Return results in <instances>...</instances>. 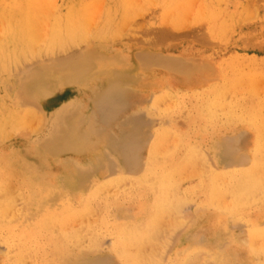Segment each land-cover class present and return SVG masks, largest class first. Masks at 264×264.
Returning a JSON list of instances; mask_svg holds the SVG:
<instances>
[{"label":"rangeland","instance_id":"rangeland-1","mask_svg":"<svg viewBox=\"0 0 264 264\" xmlns=\"http://www.w3.org/2000/svg\"><path fill=\"white\" fill-rule=\"evenodd\" d=\"M90 52L80 86L59 74L32 95L31 73ZM112 68L124 76L109 86ZM187 69L202 82L177 84ZM68 104L95 145L55 157L40 142ZM42 161L54 180L35 171ZM262 167L264 0H0V264H264Z\"/></svg>","mask_w":264,"mask_h":264},{"label":"bare ground","instance_id":"bare-ground-1","mask_svg":"<svg viewBox=\"0 0 264 264\" xmlns=\"http://www.w3.org/2000/svg\"><path fill=\"white\" fill-rule=\"evenodd\" d=\"M133 1H135V0H133ZM102 8V7H101ZM104 10V9H103ZM152 12V11H151ZM105 15V14H104ZM147 15V14H146ZM144 19V18H143ZM145 20V19H144ZM167 22V21H166ZM169 24V23H168ZM164 25V24H163ZM201 26V25H200ZM162 29H163V27H161ZM168 30H169V28H167ZM167 29H164V30H166L167 31ZM193 29V28H192ZM159 30V29H158ZM70 31V30H69ZM151 31V30H150ZM160 31V30H159ZM169 32V31H168ZM172 32H173V30H172ZM187 32V31H186ZM92 33V32H91ZM180 33V32H179ZM178 33V34H179ZM182 34V33H181ZM160 35V34H159ZM165 34H163L162 36H164ZM167 36V35H166ZM171 36V35H170ZM169 37V36H168ZM32 38V37H31ZM164 38V37H163ZM172 38V37H171ZM89 39V38H88ZM173 39V38H172ZM37 41V40H36ZM103 41V40H102ZM112 41V40H111ZM108 42V41H107ZM18 43V42H17ZM87 43V42H86ZM37 44V43H36ZM116 44V43H115ZM214 44V43H213ZM92 46V45H91ZM86 47V46H85ZM54 48H56V47H54ZM48 49V51L47 52H49V48H47ZM78 53V52H77ZM15 55H16V52H15ZM14 55V56H15ZM70 55V54H69ZM71 55H73V54H71ZM74 55H76V54H74ZM94 56H95V53H92V52H90V53H86L84 56H80V55H76V57H68L69 59H67V57H66V59H64V60H62V61H59V59H57V60H55V61H59V62H57V63H53V64H50L49 65V67H51L52 66V68H53V70H54V73H51V74H44V75H38V74H36V73H31L32 75V77H34V78H36L37 77V80L38 81H36V82H34L33 84H32V86H33V89H34V93L32 94V95H40V94H47L45 91H46V88L45 87H42V86H44V84L46 83L45 81H47V83H51V80L50 79H52V77L54 76V75H59V74H61V80H62V84L64 83H68V84H77V85H81L80 83L83 81V80H85L88 76H89V74L90 73H92V71H94V67L93 66H91V65H88L87 64V60H89V61H92V59L94 58ZM139 56V55H138ZM24 57V56H23ZM140 58L142 57V55L141 56H139ZM64 58V56L62 57V59ZM82 58V59H81ZM92 58V59H91ZM149 58V57H148ZM116 59V58H115ZM114 59V60H115ZM142 59V58H141ZM158 59V58H157ZM145 61H142L141 63L143 64L142 66L141 65H139V68L140 69H143V68H146V67H150V63H147V62H152L150 59H144ZM115 61H117V60H115ZM147 61V62H146ZM161 61V60H160ZM179 61H181V60H179ZM178 61V62H179ZM51 62V61H50ZM54 62V61H53ZM158 62V61H157ZM171 62V61H170ZM169 62V63H170ZM34 63V62H33ZM187 63V62H186ZM47 64V63H46ZM165 64V63H164ZM166 64H168V62L166 63ZM172 63H170V65H171ZM174 64V63H173ZM183 64V63H182ZM20 65V64H19ZM26 65H28V64H26ZM30 65V64H29ZM188 65V64H187ZM187 65L185 64V65H182L181 67H184V70H185V67L187 68ZM25 66V65H24ZM45 66H47V65H45ZM168 66V65H167ZM177 66H178V64H177ZM189 66H191V64L189 65ZM193 66V65H192ZM21 67V66H20ZM48 67V66H47ZM46 67V68H47ZM180 67V68H181ZM113 69H115V68H112L111 70L112 71H110V73H109V76H108V78H110L111 80H110V82H107L106 84L107 85H114V83L115 84H118V83H120V82H122V79L121 78H119L120 76L122 77V76H124L122 73H119V72H117V71H114ZM183 69V68H182ZM39 71H40V69H38ZM37 70V71H38ZM197 70V69H196ZM15 71V70H14ZM19 71V70H18ZM183 71V70H182ZM34 72V71H33ZM36 72V71H35ZM186 73L184 74V75H186L187 76V74H188V76L189 77H185V76H183L184 77V79H177V80H179V81H176V83L177 84H180V83H182V81H184V82H186V83H184V84H191V83H195V84H198V83H201L202 82V76H201V74H200V72L197 70V71H195L194 73L192 72V70L190 71V70H186L185 71ZM19 73V72H18ZM38 73V72H37ZM23 75V74H22ZM25 75H27L28 76V74H25ZM25 75H24V77H25ZM16 76V75H15ZM14 76V77H15ZM127 76V75H126ZM29 77V78H28ZM28 77H26V78H28V80L29 79H31L30 78V76H28ZM20 78V77H19ZM25 78V79H26ZM59 78H60V76H59ZM59 78L58 77H54V82L55 81H57V80H59ZM91 79V78H90ZM193 79V80H192ZM195 79V80H194ZM24 79H22V81H23ZM22 81H19L20 82V84H21V82ZM109 81V80H108ZM24 82V84H25V80L23 81ZM77 82V83H76ZM24 84H21V86L22 85H24ZM98 84V83H97ZM183 84V83H182ZM10 86V85H9ZM47 86H49V85H47ZM56 87V85L55 86H52V89H54ZM94 87H95V85H94ZM98 87V86H97ZM49 88V87H48ZM96 88V87H95ZM22 89V93L21 92H19V93H21V94H23L25 91L23 90V88H21ZM20 89V90H21ZM35 89H38V91H35ZM99 89H101V91L99 90ZM107 88H106V86H104L103 87V85H101V87H99L98 88V90L100 91V94H99V92H97L96 93V90H95V93L94 94H97V95H93V93H92V95L93 96H89V97H86V98H82V97H80V99L77 101V102H81V104H86V103H88L89 101L91 102V103H93L95 100H97L100 96H101V93L104 91V90H106ZM90 90H92V89H90ZM97 90V91H98ZM93 91H94V89H93ZM108 91V90H107ZM50 92V90L48 89V93ZM240 92V91H239ZM27 93V92H26ZM26 93H24L23 95L25 96V94ZM18 94V93H17ZM99 94V95H98ZM28 94H26V96H27ZM32 95H30V96H32ZM109 95H110V93H109ZM108 95V96H109ZM228 95V94H227ZM18 96V98H19V95H17ZM21 97V96H20ZM27 97H29V96H27ZM172 97V96H171ZM177 96L175 95V98H176ZM17 97H15V99H16ZM23 98V97H22ZM37 98V97H36ZM36 98H35V100H36ZM92 98V99H91ZM220 98H221V96H220ZM220 98H217L216 100H218V99H220ZM223 98V97H222ZM21 99V98H20ZM19 99V100H20ZM26 99V98H25ZM32 99H33V97H32ZM31 99V100H32ZM178 99V98H177ZM177 99H174V100H177ZM23 100V99H22ZM27 100V99H26ZM35 100H33V101H35ZM15 101H17V100H15ZM24 101V100H23ZM28 101V100H27ZM26 101V102H27ZM173 101V100H172ZM215 101V100H214ZM220 101V100H219ZM18 103H19V101H17ZM30 102V101H29ZM165 103H166V101H164ZM17 103V104H18ZM74 103V102H73ZM158 103V102H157ZM16 104V105H17ZM167 105H168V103H166ZM226 104V103H225ZM69 105V106H68ZM67 106L68 107H64V108H62L61 110H60V113L58 112L57 113V118L55 119V121H57V124H54V131L52 132V135L51 136H47L46 138H47V140H42L43 141V143L42 142H40L41 143V145L43 146V148L45 149V150H47L49 153H50V155H52V156H57V155H60L61 153H63V152H65V151H72V152H74V151H79L80 149H82L83 148V146L85 147V149L86 150H88V149H91V147L89 148V146L90 145H95V142H94V140H90L89 139V137H88V135H86L84 132H83V129L82 128H79V125L78 124H76V123H72L71 121H70V116H69V114L71 115V114H73V115H75L76 113H77V111H76V113L74 114V111H75V108L73 107V104H72V106H70V104H68ZM167 105H165V107L167 106ZM174 105V104H173ZM172 106V105H171ZM212 106H215V105H213L212 104ZM81 107H83L82 105H81ZM158 107V106H157ZM160 107H164V106H161L160 105ZM226 107V106H225ZM167 108L168 109H170L168 106H167ZM172 108H174V107H172ZM171 108V109H172ZM230 108V107H229ZM8 109V108H7ZM166 109V108H165ZM164 109V110H165ZM228 109V108H227ZM76 110H77V107H76ZM158 110V109H157ZM226 110V109H225ZM11 111H13L12 109H11ZM30 111V110H29ZM224 111V110H223ZM71 112H73V113H71ZM112 112V111H111ZM226 112V111H225ZM79 113V112H78ZM226 115H227V112H226ZM240 115V114H239ZM217 116V115H216ZM229 116V115H228ZM227 116V117H228ZM241 116V115H240ZM250 116V115H249ZM208 118V117H207ZM223 118V117H222ZM236 117H234V119H235ZM43 119H44V117H43ZM83 119V118H82ZM214 119V118H213ZM241 119V118H240ZM245 120V119H244ZM248 120V119H247ZM49 121V120H48ZM163 121V120H162ZM250 121V120H249ZM241 122H242V120H241ZM247 122V121H246ZM260 122V121H259ZM35 123V122H34ZM48 123V122H47ZM55 123V122H54ZM233 123V122H232ZM243 123V122H242ZM249 123V122H248ZM256 124V126H257V123H255ZM225 125V124H224ZM229 126V125H228ZM81 127V126H80ZM22 128V127H21ZM21 128H19V129H21ZM17 129V128H16ZM15 129V130H16ZM53 130V129H52ZM162 131V130H161ZM18 132V131H17ZM17 132H15V133H17ZM20 132V131H19ZM18 132V133H19ZM22 132V131H21ZM166 132V131H165ZM27 132H26V130H25V134H26ZM29 134H31L30 132H28ZM245 133V132H244ZM21 135H22V133H20ZM19 134V135H20ZM172 135H173V133H171ZM12 135V134H11ZM24 135V134H23ZM18 136V134H17V136L18 137H24V136ZM26 136H27V134H26ZM162 136V135H161ZM12 137H14L13 135H12ZM29 137H31V136H29ZM235 137V136H234ZM25 138V137H24ZM162 138V137H161ZM173 138V137H172ZM186 138V137H185ZM191 138V137H190ZM10 140V139H9ZM187 140V139H186ZM178 141H179V138H178V140H177V143H175V148L180 144V142H179V144H178ZM166 142V141H165ZM260 143H261V141H259ZM38 143V142H37ZM167 143V142H166ZM220 143V142H219ZM218 143V144H219ZM238 143V142H237ZM34 144H35V142H34ZM39 144V143H38ZM218 144H216V145H218ZM164 146V145H163ZM191 146V145H190ZM219 146V145H218ZM199 147V146H198ZM262 147V145L260 146V148ZM96 149H98V147H95ZM132 148V147H131ZM163 148V147H162ZM170 148V147H169ZM169 148H166V149H169ZM172 148V147H171ZM170 148V149H171ZM178 148V147H177ZM189 148V147H188ZM195 148V147H194ZM212 148V147H211ZM130 149V148H129ZM166 149H164V153H165V150ZM179 149V148H178ZM192 150V149H191ZM169 151V150H168ZM167 151V152H168ZM261 151V150H260ZM190 152V151H189ZM164 153H163V156H165L164 155ZM180 153V152H179ZM178 153V154H179ZM167 154H169V153H167ZM183 154V153H182ZM190 154V153H189ZM194 154V153H193ZM159 156V155H158ZM194 156V155H193ZM244 156H246V155H243V157ZM97 157V156H96ZM256 157V156H255ZM155 158H156V156H155ZM163 158V157H162ZM162 158H161V160H162ZM191 158H192V156H191ZM191 158H190V160H191ZM211 158V157H210ZM241 158V157H240ZM245 158V157H244ZM244 158H242V159H244ZM246 158H248V156L246 157ZM101 160V158H99L98 157V160ZM138 159V158H137ZM187 159V158H186ZM241 159V160H242ZM258 159V158H257ZM97 160V159H96ZM154 161H155V159H154ZM243 162H244V160H242ZM32 162V161H31ZM98 162V161H97ZM100 162V161H99ZM99 162H98V164H99ZM193 162V161H192ZM245 162H247V160H245ZM33 163V162H32ZM128 163V162H127ZM154 163V162H153ZM165 163V162H164ZM187 163H188V161H187ZM93 164V163H92ZM240 164H242V163H240ZM128 165V164H127ZM183 165V164H182ZM236 165V164H235ZM238 165V164H237ZM192 167H193V165H191ZM257 166V165H256ZM88 167H90V166H88ZM102 167V166H101ZM133 167V166H132ZM184 167H185V165H184ZM191 167V168H192ZM259 167H260V165H259ZM258 167V168H259ZM34 168H35V171L36 172H38V173H40L41 175H43V177L45 176L46 178H48V180H54V178H52L51 176H49V174H51V172H53V169H52V166H51V164H49V163H46L45 161H42L41 163L40 162H37L36 163V167L34 166ZM103 168V167H102ZM110 168V167H109ZM180 168V167H179ZM258 168H256V169H258ZM262 168H264V167H262ZM19 169V168H18ZM115 169V168H114ZM182 169V168H181ZM254 169V168H253ZM253 169H252V171H253ZM156 170V169H155ZM159 170V169H158ZM184 170V169H183ZM255 170V169H254ZM259 170V169H258ZM257 170V171H258ZM195 171V170H194ZM238 171V170H237ZM242 171V170H241ZM240 171V172H241ZM245 171H247V170H245ZM130 172V171H129ZM183 172V171H182ZM198 172V171H197ZM196 172V173H197ZM115 173V172H114ZM139 173V172H138ZM153 173V172H152ZM179 173V172H178ZM186 175H184V174H182V175H184V176H186L187 178H188V176H189V178L191 177L190 176V174L192 175V169H191V172H189L188 173V175H187V173L186 172H184ZM195 173V172H194ZM194 173H193V175H192V177L194 176ZM199 173V172H198ZM214 173V172H213ZM264 173V172H263ZM154 175H155V173H153ZM210 174V173H209ZM218 174V173H217ZM247 174V173H246ZM251 174V173H250ZM175 175V174H174ZM180 175H181V171H180ZM181 175V176H182ZM201 175V174H200ZM199 175V176H200ZM212 175V174H211ZM210 175V176H211ZM256 175H261V174H258V172H257V174ZM183 176V178L182 179H185V177ZM210 176H208V177H210ZM243 176V175H242ZM251 176H254V174L253 175H251ZM151 177V176H150ZM149 177V178H150ZM197 177V176H196ZM244 177H245V174H244ZM248 177V176H247ZM263 177H264V175H263ZM141 178H142V176H141ZM148 178V179H149ZM154 178V177H153ZM181 178V177H180ZM220 178V177H219ZM249 178H250V176H249ZM249 178H248V180L247 181H249ZM256 178V177H255ZM144 179H146V177L145 178H142V180L144 181ZM251 179V178H250ZM259 179V178H258ZM126 180H128V179H126ZM153 180V179H152ZM245 180H246V177H245ZM256 180V179H255ZM261 180H264V178L262 179L261 178ZM147 182H148V180H146ZM163 182H164V180H162ZM244 181V180H243ZM254 181V180H253ZM63 182V181H62ZM245 182V181H244ZM250 182V181H249ZM256 181H254V183H255ZM258 182V181H257ZM64 183V182H63ZM62 183V184H63ZM117 183V182H116ZM136 183V182H135ZM148 183H150V180H149V182ZM158 183V182H157ZM156 183V184H157ZM252 183V182H251ZM259 183V182H258ZM263 183L264 182H262V185H263ZM180 184V183H179ZM260 184H261V181H260ZM260 184H256V185H258V187H259V185ZM95 185H97V184H95ZM106 185V184H105ZM163 185V184H162ZM247 185V184H246ZM107 186V185H106ZM129 186V185H128ZM12 188H14L15 189V187L12 185L11 186ZM10 187V189H12ZM262 186H260L259 188H257L256 190H255V193L254 194H256V191L259 189V190H261V192H262V189H260ZM10 189H8V190H10ZM158 189V188H157ZM180 189V188H179ZM249 189V188H248ZM258 190V191H259ZM10 191H12V190H10ZM10 191L8 192L9 194H11L10 193ZM249 191V190H248ZM254 191V190H253ZM115 192V191H114ZM157 192H158V190H157ZM156 192V193H157ZM240 192H241V190H240ZM1 194V193H0ZM73 194V193H72ZM170 194H172V193H170ZM249 194H250V192H249ZM248 194V195H249ZM254 194H252V195H250L249 197L250 198H252L253 196H254ZM258 194V193H257ZM257 194H256V198H257ZM261 194V193H260ZM263 194H264V192H263ZM2 196V195H1ZM252 196V197H251ZM14 197V196H13ZM12 197V198H13ZM238 197H241V196H238ZM242 197H245V196H242ZM7 197L5 196V199H6ZM154 198V197H153ZM171 199V198H170ZM236 199V198H235ZM240 199V198H239ZM0 200H1V198H0ZM8 200V199H7ZM73 200V199H72ZM106 200V199H105ZM164 200V199H163ZM236 200H238V199H236ZM3 201V200H2ZM10 201V200H9ZM74 201V200H73ZM174 201V200H173ZM179 201V200H178ZM250 201V200H249ZM4 202H6L5 200H4ZM20 202V201H19ZM88 202V201H87ZM169 202V201H168ZM170 202L172 203V201L170 200ZM235 202V201H234ZM247 202V201H246ZM10 203V206H11V201L10 202H8V204ZM167 203V202H166ZM170 203V204H171ZM232 203V202H231ZM236 203V202H235ZM240 203V202H239ZM238 203V204H239ZM15 204H16V202H15ZM77 204V203H76ZM165 204V203H164ZM169 204V203H168ZM178 204V203H177ZM4 205V204H3ZM230 205V204H229ZM1 206V205H0ZM93 206V205H92ZM238 206V205H237ZM236 206V207H237ZM6 207H7V205H6ZM5 207V208H6ZM25 207V206H24ZM23 207V208H24ZM91 207V205L89 206V208ZM170 207V206H169ZM169 207H168V209H169ZM174 207V206H173ZM239 207V206H238ZM4 208V209H5ZM7 208H9V206L7 207ZM94 208V207H93ZM231 206L229 207V208H227V209H230L231 210ZM82 209V208H81ZM161 209V208H160ZM238 209V208H237ZM237 209H236V211H237ZM25 210V209H24ZM24 210H22V211H24ZM71 210V209H70ZM80 210V209H79ZM95 210V209H94ZM93 210V211H94ZM170 210V209H169ZM234 210V208L232 209V211ZM239 210V209H238ZM6 211V210H5ZM4 211V214L6 213ZM15 211V210H14ZM20 211V210H19ZM89 211V210H88ZM91 211V210H90ZM172 211V210H171ZM171 211H170V213H171ZM225 211H226V209H225ZM163 212V211H162ZM224 212V211H223ZM71 213V212H70ZM161 213V212H160ZM7 214V213H6ZM5 214V215H6ZM14 214H16V213H14ZM18 214V213H17ZM22 215H23V212L21 213ZM21 214H19V215H21ZM68 214V213H67ZM89 213H87V215H88ZM8 215V214H7ZM19 215H17L16 217H19ZM87 215H84V217H86ZM98 215H99V213H98ZM97 215V216H98ZM158 214H156L155 216H157ZM163 215V214H162ZM161 215V216H162ZM242 215V214H241ZM15 216V215H14ZM131 216V215H130ZM160 216V215H159ZM9 216H7V218H8ZM21 217V216H20ZM121 217V216H120ZM59 218V217H58ZM122 218V217H121ZM163 218V217H162ZM192 218V217H191ZM87 219V218H86ZM100 219V218H99ZM156 219V218H155ZM170 219V218H169ZM17 220V219H16ZM15 220V221H16ZM77 220V219H76ZM80 220H81V218H80ZM80 220H77V222H74L75 224L77 223L78 224V222H79V224H81L80 223ZM85 220V219H84ZM127 220V219H126ZM157 220H159V218L157 219ZM166 220V219H165ZM13 221V220H12ZM160 221V220H159ZM174 221H175V219H174ZM224 221V220H223ZM84 222V221H83ZM177 222V221H176ZM224 223V222H223ZM74 224V225H75ZM78 224V225H79ZM157 224V223H156ZM156 224H155V226H156ZM177 224V223H176ZM175 224V225H176ZM186 224V223H185ZM264 224V223H263ZM255 225V224H254ZM58 226V225H57ZM132 226V225H131ZM172 226V225H171ZM170 226V228H172ZM65 227V226H64ZM64 227L62 228L64 231L66 230V231H68L66 228L64 229ZM76 227H78V226H76ZM122 227H125V226H122ZM130 227V226H129ZM177 227V226H176ZM67 228L69 229V227L67 226ZM79 228V227H78ZM209 228H210V226H209ZM141 229V228H140ZM167 229H169V227L167 228ZM70 230V229H69ZM77 231H78V229H77ZM131 231V228L130 229H123V230H118V233L116 234V237L119 239V240H121V239H123V238H127V236H128V233ZM165 231V230H164ZM168 230H166V232H167ZM257 231V230H256ZM256 231L254 232V234L256 233ZM78 232H80V233H82V234H80L81 235V237H82V235H83V231H78ZM156 232H157V230H156ZM160 232V231H159ZM258 232V231H257ZM70 234V233H69ZM85 234V233H84ZM155 234V233H154ZM257 234V233H256ZM79 235V236H80ZM161 235V234H160ZM72 236V235H71ZM152 236H154V235H152ZM151 236V237H152ZM164 236V235H163ZM83 237H85L84 235H83ZM83 237H82V239H83ZM148 237H150V235L148 236ZM150 237V238H151ZM157 237V236H156ZM73 238H75V237H73ZM92 238H93V236H92ZM91 238V239H92ZM154 238V237H153ZM161 238V237H160ZM191 239H192V237H190ZM264 238V237H263ZM80 239V241H81V238H79ZM79 239H77V241L79 240ZM86 239V238H85ZM88 239V238H87ZM152 239V238H151ZM157 239V238H156ZM164 239V238H163ZM259 239H260V237H259ZM137 240V244H139V241H138V239H136ZM147 240V239H146ZM159 240V239H158ZM262 240H264V239H262ZM71 241V240H70ZM69 241V242H70ZM73 242H74V240H72ZM98 241V240H97ZM104 241V240H103ZM129 241V240H128ZM208 241H210L209 239H208ZM136 242V241H135ZM149 242H150V239H149ZM161 242V241H160ZM75 244L77 243V242H74ZM127 243H129V242H127ZM133 243V242H132ZM145 243V242H144ZM199 243H201L200 241H199ZM99 244V243H98ZM102 244V243H101ZM125 244V243H124ZM146 244H148V242L146 243ZM73 245V244H72ZM128 245V244H127ZM130 246H128V248L129 247H131V244H129ZM150 245H151V243H150ZM150 245H149V247H150ZM157 246H158V244H156ZM78 246V245H77ZM77 246H76V248H77ZM136 246V245H135ZM138 246V245H137ZM152 247V246H151ZM256 247V246H255ZM79 248V247H78ZM77 248V249H78ZM191 248V250L193 249L192 247H190ZM257 248V247H256ZM261 248V247H260ZM89 249V248H88ZM119 249V248H118ZM134 249V248H133ZM189 249V248H188ZM65 250V249H64ZM72 250V249H71ZM75 250V249H74ZM79 250V249H78ZM255 250V249H254ZM264 250V249H263ZM122 251V250H121ZM142 251V250H141ZM147 251V250H146ZM154 251V250H153ZM210 251V250H209ZM85 252H86V250H85ZM66 253V256L65 257H68L69 258V256H68V254H67V252H65ZM120 253V252H119ZM127 252L125 251V254H126ZM137 253V252H136ZM136 253H134V254H136ZM144 253L146 254V252L144 251ZM182 253V252H181ZM184 253H186V251H184ZM189 254H190V252H188ZM227 253V252H226ZM259 253V252H258ZM133 254V255H134ZM140 254V255H139ZM155 254V253H154ZM158 254H160V253H158ZM187 254V253H186ZM262 254H264V253H262ZM130 255H132V254H130ZM138 255H139V257L142 255L140 252H138ZM152 255V253L150 254V256ZM183 255V254H182ZM197 255V254H196ZM258 255V254H257ZM24 256H25V254H24ZM64 256H63V258H64ZM73 256V255H72ZM136 256L137 255H135V257H133L132 259H134V258H136ZM143 256V255H142ZM191 256H193V255H191ZM200 256V255H199ZM16 257V256H15ZM27 257V256H26ZM81 257H83V256H81L80 255V258ZM138 257V256H137ZM147 257V256H146ZM183 257V256H182ZM197 256H195V258H196ZM221 257V256H220ZM259 257V256H258ZM62 258V257H61ZM77 258V257H76ZM79 258V257H78ZM141 258V257H140ZM140 258H139V260H140ZM28 259V258H27ZM84 258H82L81 260H79V261H82ZM138 259V258H137ZM142 259V258H141ZM194 259V258H193ZM196 259H198L199 260V257L198 258H196ZM220 259V258H219ZM230 259V258H229ZM235 259H236V257H235ZM156 260V259H155ZM195 260V259H194ZM194 260H190L189 259V261H191L192 263H194L193 261ZM197 260V261H198ZM224 260H225V258H224ZM19 261V259H17V263L16 264H19L21 261H23L24 262V260H23V258H22V260L20 261V262H18ZM27 261V260H26ZM121 261V260H120ZM132 261H136L135 259L134 260H132ZM141 261V260H140ZM140 261H136V263L135 264H139V262ZM189 261H188V263H189ZM197 261H195V263L194 264H196L197 263ZM220 260H218V262H219ZM31 262V261H30ZM90 262V261H89ZM88 262V263H89ZM190 262V263H191ZM25 263V262H24ZM24 263H22V264H24ZM87 263V264H88ZM134 263V262H133ZM151 263V262H150ZM154 263H156V261H154ZM187 263V264H188ZM259 263V262H258ZM101 264V263H100ZM162 264V263H161ZM211 264V263H210ZM233 264V263H232Z\"/></svg>","mask_w":264,"mask_h":264}]
</instances>
